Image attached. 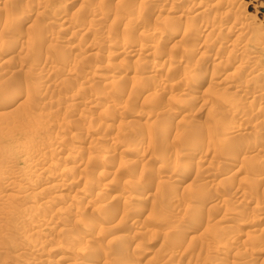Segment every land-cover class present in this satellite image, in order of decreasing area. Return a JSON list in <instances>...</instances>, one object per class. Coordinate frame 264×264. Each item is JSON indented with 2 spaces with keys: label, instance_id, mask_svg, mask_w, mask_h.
Returning <instances> with one entry per match:
<instances>
[{
  "label": "rangeland",
  "instance_id": "rangeland-1",
  "mask_svg": "<svg viewBox=\"0 0 264 264\" xmlns=\"http://www.w3.org/2000/svg\"><path fill=\"white\" fill-rule=\"evenodd\" d=\"M254 1L0 0V264H264Z\"/></svg>",
  "mask_w": 264,
  "mask_h": 264
},
{
  "label": "bare ground",
  "instance_id": "bare-ground-1",
  "mask_svg": "<svg viewBox=\"0 0 264 264\" xmlns=\"http://www.w3.org/2000/svg\"><path fill=\"white\" fill-rule=\"evenodd\" d=\"M144 1V0H143ZM197 1V0H196ZM242 3V6L240 5L239 6V8L241 7H243V8H246V7H251V8H254V10L253 11H256L255 10V7H257V6H254V4H253V2L255 3V1L254 0H244V3H243V0H239V3ZM246 2V3H245ZM240 3V4H241ZM253 4V5H252ZM260 5H261V3H260ZM240 11V10H239ZM176 12V11H175ZM253 16V15H252ZM248 17V16H247ZM262 17V16H261ZM182 18V17H181ZM252 18V17H251ZM246 19V18H245ZM249 19V18H248ZM247 20V19H246ZM250 20V19H249ZM242 23V22H241ZM245 25V24H244ZM239 26V25H238ZM243 25H241V27H242ZM212 30H210L209 32H211ZM156 33V32H155ZM213 33V32H212ZM200 34V33H199ZM160 35V34H159ZM210 43V42H209ZM111 44V43H110ZM62 76H64V75H62ZM90 79V78H89ZM253 97V96H252ZM172 113V112H171ZM174 114V113H173ZM177 115V114H176ZM34 147V146H33ZM61 152V151H60ZM39 161V160H38ZM163 163V162H162ZM39 177V176H38ZM71 186V185H70ZM73 186V185H72ZM61 190V189H60ZM38 195V194H37ZM58 197V196H57ZM60 197V196H59ZM61 198V197H60ZM217 199V198H216ZM36 202V201H35ZM21 206V205H20ZM125 260V259H124Z\"/></svg>",
  "mask_w": 264,
  "mask_h": 264
}]
</instances>
